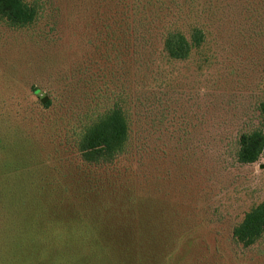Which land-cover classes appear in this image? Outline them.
Listing matches in <instances>:
<instances>
[{"label": "rangeland", "instance_id": "374dc122", "mask_svg": "<svg viewBox=\"0 0 264 264\" xmlns=\"http://www.w3.org/2000/svg\"><path fill=\"white\" fill-rule=\"evenodd\" d=\"M28 2L30 26L0 18V264H264V235L233 236L264 200V153L237 158L261 124L264 0H161L137 56L110 36L117 0ZM169 25L205 41L171 60ZM116 101L131 134L106 180L73 144Z\"/></svg>", "mask_w": 264, "mask_h": 264}, {"label": "trees", "instance_id": "16d2710c", "mask_svg": "<svg viewBox=\"0 0 264 264\" xmlns=\"http://www.w3.org/2000/svg\"><path fill=\"white\" fill-rule=\"evenodd\" d=\"M161 0H117L110 18L115 23L110 36L121 42L125 48H133L137 56L141 53V43L151 36L153 23L147 22V11ZM38 17V9L28 0H0V18L11 27L25 28L33 24ZM188 33L165 26L161 33L162 52L171 60H187L193 51L205 41L203 31L190 26ZM120 47H122L120 43ZM122 49V48H121ZM44 108H51L54 98L42 95L34 88ZM261 124L259 127L244 132L238 139L237 158L241 163L257 162L264 153V100L259 104ZM131 134V121L122 101H116L103 112L85 117L75 133L74 148L85 167L103 170L106 180L110 176V166L114 165L126 153ZM95 184L98 176L93 177ZM102 181H105L103 179ZM264 235V200L247 211L240 223L233 229L234 239L244 247L254 245Z\"/></svg>", "mask_w": 264, "mask_h": 264}]
</instances>
